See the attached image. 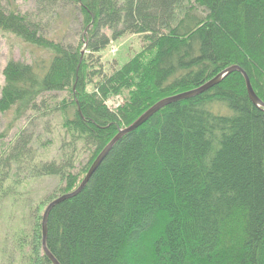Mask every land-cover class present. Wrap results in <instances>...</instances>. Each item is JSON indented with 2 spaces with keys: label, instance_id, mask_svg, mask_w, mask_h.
<instances>
[{
  "label": "trees",
  "instance_id": "trees-1",
  "mask_svg": "<svg viewBox=\"0 0 264 264\" xmlns=\"http://www.w3.org/2000/svg\"><path fill=\"white\" fill-rule=\"evenodd\" d=\"M34 5L25 11L0 0V31L48 53L8 59L0 113L11 111L13 122L59 113L65 138L61 158L38 161L35 132L23 127L7 143L8 132L0 133V264H53L42 244L46 207L77 190L119 130L155 104L237 65L264 103V0ZM61 12L77 20L75 42L54 37L51 21ZM126 35L144 45L109 72L102 54ZM118 96L124 102L110 109L107 99ZM45 177L61 185L43 207L22 190L23 178ZM47 222L59 264H264V106L251 99L244 74L228 72L122 135Z\"/></svg>",
  "mask_w": 264,
  "mask_h": 264
},
{
  "label": "rangeland",
  "instance_id": "rangeland-1",
  "mask_svg": "<svg viewBox=\"0 0 264 264\" xmlns=\"http://www.w3.org/2000/svg\"><path fill=\"white\" fill-rule=\"evenodd\" d=\"M22 10H31L35 8L34 0H17ZM60 18L51 21L53 26L54 37L58 40L63 39L66 43H72L80 37V27L75 17H72L68 12L60 13ZM103 56V65L109 72H112L120 67L121 64L132 58L144 45L138 35H126L122 39L115 40L110 44ZM48 57V53L42 49H37L34 46L24 43L20 38L9 33L0 31V91L4 85L3 68L7 64L9 58L15 60H24L26 62H33L35 60H42ZM1 95V93H0ZM60 95V94H58ZM124 100L121 96L110 97L108 103L111 107H117L118 104ZM13 113H0V133L8 132L4 138L7 143L15 138L21 128H25L28 132H35L37 140V159L38 161H50L52 159L61 158V148L64 143V130L61 124V117L54 114L49 119H41L39 117H32L30 120H21L20 122H13ZM49 120V121H48ZM40 139V140H39ZM51 140L46 145H41L43 141ZM77 156L79 162L88 160V152L83 148V144L79 143ZM84 164V163H80ZM28 181L24 183L23 197L27 201L35 204L37 201H42L43 207L50 201L49 199L58 190L61 185V180L58 177H45V178H23Z\"/></svg>",
  "mask_w": 264,
  "mask_h": 264
},
{
  "label": "water",
  "instance_id": "water-1",
  "mask_svg": "<svg viewBox=\"0 0 264 264\" xmlns=\"http://www.w3.org/2000/svg\"><path fill=\"white\" fill-rule=\"evenodd\" d=\"M237 70L242 72L244 74V76H245V80H246V83H247L248 94H250L251 99L254 101V103H256L258 105L261 104L262 106H264V103L261 101V99H259L257 94L254 92L252 83H250V78L247 75V73L244 72V70L238 65L237 66L228 67L221 74L216 76L214 79H212V80H210L208 82H205V84H203L202 86L194 88L193 90L184 91L181 94L174 95L172 97L164 99L161 102L155 104L154 106H152L150 108V110H148L147 112L142 114L141 117L139 119H137V121L134 122L133 124H131L129 127H126L124 129H120L119 130V134H117L109 142V145L103 151H101L99 153V156L92 163V165L89 168L88 173L86 174L84 180L78 186V189L73 191V192H68V194H64V195L58 196L50 204H48V206L46 207V209L44 211L43 220H42V223H43V226H42V234H43L42 244H43V248H44V253L51 259L53 264H59V262L57 261L55 256L52 255V253L50 252V250H49V248H48V246L46 244V238H47V233L46 232H47V223H48L47 219H48V216H49V213H50V209L54 205H56L58 202L64 201L65 199H68L69 197H73V196L77 195L83 189V187L89 182L92 174L99 168L100 163L106 158V156L108 155L110 149L113 147L115 142H117L122 135H124L126 133H129L130 131L140 127L141 124L146 122L150 117H152L153 114H155L156 112L161 110L163 106L168 105L170 103H173V101L184 100L185 98H190V97H193L196 94L203 93L206 90H208V89L212 88L213 86H215L216 83L219 82L228 72L237 71Z\"/></svg>",
  "mask_w": 264,
  "mask_h": 264
},
{
  "label": "built area",
  "instance_id": "built-area-1",
  "mask_svg": "<svg viewBox=\"0 0 264 264\" xmlns=\"http://www.w3.org/2000/svg\"><path fill=\"white\" fill-rule=\"evenodd\" d=\"M109 99H110V98H109ZM109 99H107V105H108L109 108L112 109V110H115V109L118 108V106L121 104V103H120V104H118L117 107H114V108H113V107H111L110 104L108 103V100H109ZM123 100H124V99H123ZM123 102H124V101H123ZM123 102H122V103H123Z\"/></svg>",
  "mask_w": 264,
  "mask_h": 264
}]
</instances>
